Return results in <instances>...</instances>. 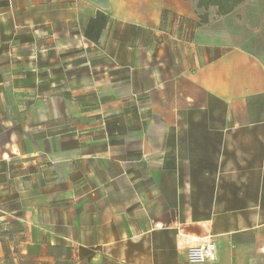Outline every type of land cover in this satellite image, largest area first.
<instances>
[{"label": "crops", "instance_id": "1", "mask_svg": "<svg viewBox=\"0 0 264 264\" xmlns=\"http://www.w3.org/2000/svg\"><path fill=\"white\" fill-rule=\"evenodd\" d=\"M202 10L0 0V264H264V0Z\"/></svg>", "mask_w": 264, "mask_h": 264}, {"label": "trees", "instance_id": "2", "mask_svg": "<svg viewBox=\"0 0 264 264\" xmlns=\"http://www.w3.org/2000/svg\"><path fill=\"white\" fill-rule=\"evenodd\" d=\"M197 2V8L203 9L205 13L200 17V25L206 23L208 9L215 8L218 16H225L231 13L237 6L243 4L245 0H194Z\"/></svg>", "mask_w": 264, "mask_h": 264}, {"label": "built area", "instance_id": "3", "mask_svg": "<svg viewBox=\"0 0 264 264\" xmlns=\"http://www.w3.org/2000/svg\"><path fill=\"white\" fill-rule=\"evenodd\" d=\"M216 244L212 239L189 248V262L191 264L209 262L215 259Z\"/></svg>", "mask_w": 264, "mask_h": 264}, {"label": "rangeland", "instance_id": "4", "mask_svg": "<svg viewBox=\"0 0 264 264\" xmlns=\"http://www.w3.org/2000/svg\"><path fill=\"white\" fill-rule=\"evenodd\" d=\"M213 9V8H212ZM203 11V10H202ZM202 11H201V13H202Z\"/></svg>", "mask_w": 264, "mask_h": 264}]
</instances>
